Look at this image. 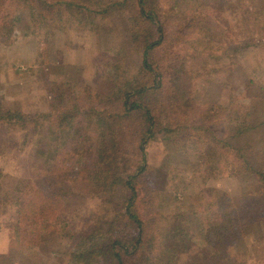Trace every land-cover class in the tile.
<instances>
[{
    "label": "rangeland",
    "instance_id": "rangeland-1",
    "mask_svg": "<svg viewBox=\"0 0 264 264\" xmlns=\"http://www.w3.org/2000/svg\"><path fill=\"white\" fill-rule=\"evenodd\" d=\"M200 3L211 27L206 34L209 51L219 47L228 50L222 58L205 59L189 49L188 40L187 47L182 44L164 59L170 71L173 58L182 59L188 52L187 79L193 72L200 75L193 84L190 105L181 109L174 105L168 120L174 126L200 127L206 123L211 131L202 134L200 140L189 138L181 128L170 141L152 138L147 145L148 173L138 183V198L132 209L150 226L146 239L154 237V245L143 251L145 255L159 249H155V233L163 235L167 243L179 231L174 241H180L178 250H184L192 264H264V212L258 220L250 219L252 214L244 217L241 235L229 248L206 242L202 232L205 218L234 210L232 220L239 222V211L243 215L253 206L264 209V182L244 175L241 156L248 157L252 168L264 170V23L260 18L264 0ZM189 10V4L183 3L181 12ZM24 12L16 27H10V16L0 24V106L4 108L30 114L51 110L55 114L51 104L60 105L55 101L59 95L79 98L87 87L108 86V65L131 45V22L122 13L103 21L97 31L74 27L61 31L30 11ZM167 28L169 34L175 29L172 24ZM184 30L188 33L193 29L184 23ZM104 125V121L94 120L88 132L95 133ZM237 126L239 132L235 134ZM51 136L46 144L44 135L27 136L18 126L0 124L2 181L13 189L18 180H26L23 197L28 195L37 207L44 204L45 214L47 211L40 220L38 235L25 232L24 238L10 245L8 233L17 225L19 210L14 204L0 205V264H66L67 259L53 256V251L76 248L78 241L82 243V229L113 218L115 213L119 219L117 225L114 223L115 233L128 222L120 213L125 208L122 193L102 192L88 170L75 180H63V173L49 176L56 164L49 153L61 145ZM209 147L218 152L213 160L207 159ZM68 158L67 162L76 164L75 169L82 168L73 155ZM56 166L54 172L65 168ZM43 169H48V174ZM91 260L90 264L101 261Z\"/></svg>",
    "mask_w": 264,
    "mask_h": 264
},
{
    "label": "trees",
    "instance_id": "trees-1",
    "mask_svg": "<svg viewBox=\"0 0 264 264\" xmlns=\"http://www.w3.org/2000/svg\"><path fill=\"white\" fill-rule=\"evenodd\" d=\"M183 3L189 4V12H181ZM24 11H30V14L49 22L53 29L61 31L69 27L97 31L103 21L119 13L125 14L131 22L128 26L132 38L130 48L125 54L117 53L110 63L111 67L106 64L111 77L109 81L106 80L108 86L104 84L99 89L87 87L79 98L65 99L62 94L59 95L55 101L60 105L51 104L55 114L50 113L51 110L30 114L0 106V124L18 126L27 136L44 135L46 144L50 135H53L51 140L61 141L60 147L51 148L49 159L65 168L54 172L55 164L50 177L63 173V180H75V176H80L86 169L102 192L119 191L123 195L122 204L125 208L120 213L128 221L124 229L114 232V223L117 225L116 221L119 222L118 213H115L113 218H103L104 221H97L87 229H82L79 236L82 237V243L78 241L76 248L55 250L53 256L66 258V264H90L93 258L101 260L98 264H131L128 263L131 259L134 261H131L132 264H192L187 261L184 250H178L180 241H174L179 231L167 243H164L163 235L155 233V249L158 246L159 249H156L155 254L151 249V255H145L143 251L148 250L149 246L153 247L154 237L146 239L150 226L147 227L145 218L141 219L132 207L138 198V183L148 173L147 145L152 138L170 141L181 128L185 129V135L189 138L200 140L202 134L211 131L210 125L206 123L200 127L194 124L174 126L168 120L174 105L177 109L190 105L193 84L200 75L195 76L193 72L187 79L188 52L182 59L173 58L170 71H167L164 59L171 57L182 44L187 47L188 40L191 43L189 49L192 52L194 49L205 59L222 58L228 50L219 47L209 51L210 42L206 34L211 27L205 21L207 18L204 17L200 0H0V24L10 16V27H16L26 14ZM260 13L264 23V9ZM184 23L193 30L186 33ZM171 24L175 29L169 34L167 26ZM259 43L262 40L253 44ZM239 108L237 106V111ZM98 119L104 121L105 125L95 133H89L94 120ZM235 132H239L238 126ZM68 144L71 145L70 149L66 148ZM209 150L207 159L213 160V155L218 152L211 147ZM69 155H73L82 168L75 169L76 164L67 162ZM241 156L244 158V175L264 182V170L252 168L248 157ZM229 157L231 155L227 151L226 158L229 160ZM43 170L48 174V169ZM2 179L4 172L0 171V205L14 204L19 210L17 225L8 233L12 245L24 238L25 232L38 235L40 220L47 216V211L45 214L44 204L37 207L28 200V195L23 197L22 187L26 180H18L12 189ZM263 212L264 209L259 211L255 206L243 215L239 211V222L232 220L234 210L205 218L203 238L214 246L229 248L241 235L246 221L244 217L252 214L249 218L258 220ZM155 225L158 226L156 219Z\"/></svg>",
    "mask_w": 264,
    "mask_h": 264
}]
</instances>
